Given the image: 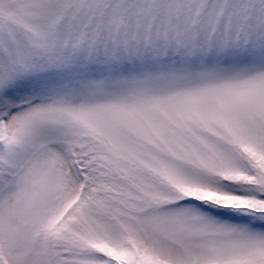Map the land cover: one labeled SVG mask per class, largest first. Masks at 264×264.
Masks as SVG:
<instances>
[{
	"label": "snow or ice",
	"instance_id": "obj_1",
	"mask_svg": "<svg viewBox=\"0 0 264 264\" xmlns=\"http://www.w3.org/2000/svg\"><path fill=\"white\" fill-rule=\"evenodd\" d=\"M0 264H264V0H0Z\"/></svg>",
	"mask_w": 264,
	"mask_h": 264
}]
</instances>
